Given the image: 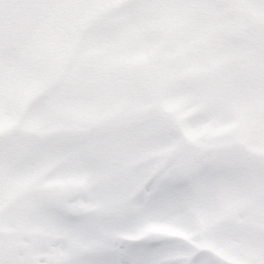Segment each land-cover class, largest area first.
<instances>
[{
	"label": "snow or ice",
	"instance_id": "obj_1",
	"mask_svg": "<svg viewBox=\"0 0 264 264\" xmlns=\"http://www.w3.org/2000/svg\"><path fill=\"white\" fill-rule=\"evenodd\" d=\"M0 264H264V0H0Z\"/></svg>",
	"mask_w": 264,
	"mask_h": 264
},
{
	"label": "rangeland",
	"instance_id": "obj_2",
	"mask_svg": "<svg viewBox=\"0 0 264 264\" xmlns=\"http://www.w3.org/2000/svg\"><path fill=\"white\" fill-rule=\"evenodd\" d=\"M161 230H166V229H161Z\"/></svg>",
	"mask_w": 264,
	"mask_h": 264
}]
</instances>
